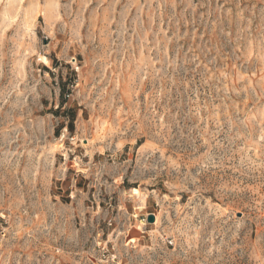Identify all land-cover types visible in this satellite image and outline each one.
I'll list each match as a JSON object with an SVG mask.
<instances>
[{
	"label": "rangeland",
	"instance_id": "1",
	"mask_svg": "<svg viewBox=\"0 0 264 264\" xmlns=\"http://www.w3.org/2000/svg\"><path fill=\"white\" fill-rule=\"evenodd\" d=\"M0 264H264V0H0Z\"/></svg>",
	"mask_w": 264,
	"mask_h": 264
},
{
	"label": "water",
	"instance_id": "2",
	"mask_svg": "<svg viewBox=\"0 0 264 264\" xmlns=\"http://www.w3.org/2000/svg\"><path fill=\"white\" fill-rule=\"evenodd\" d=\"M149 221H150V222H153V219H152V218H150V219H149Z\"/></svg>",
	"mask_w": 264,
	"mask_h": 264
}]
</instances>
